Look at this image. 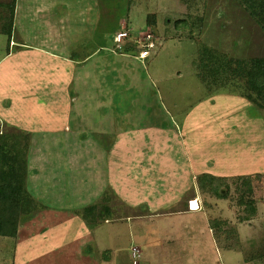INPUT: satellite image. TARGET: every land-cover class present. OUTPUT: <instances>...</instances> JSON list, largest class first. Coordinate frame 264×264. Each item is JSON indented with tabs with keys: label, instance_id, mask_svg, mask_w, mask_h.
Returning <instances> with one entry per match:
<instances>
[{
	"label": "rangeland",
	"instance_id": "obj_1",
	"mask_svg": "<svg viewBox=\"0 0 264 264\" xmlns=\"http://www.w3.org/2000/svg\"><path fill=\"white\" fill-rule=\"evenodd\" d=\"M257 1L16 0L11 14L13 0H0V134L10 146H22L19 152L27 162L25 189L37 206L26 214L24 197L20 198L18 232L15 238L0 237V263L11 257L14 264H31L24 260L26 253L33 255L40 248L20 238L48 235L53 226L50 207L70 205V199L79 204V192L88 187L74 179L77 166L72 162L96 153L78 149L76 137L69 135L59 140L66 141L67 148H58V135L66 131L115 134L107 115L114 111L124 127L143 124L141 135L149 131L147 139L140 137L142 144L131 147L128 138L121 137L127 131L115 134L121 135L117 156L145 159L143 172L135 171L147 174L149 184L161 175L154 168L162 166L157 161L190 154L198 157V178L208 171V175L216 173L226 199L211 190H199L203 214L174 218V226H143L141 221L127 220L103 223L98 238H114L115 248L105 245L101 258L116 252V247L117 254L133 257L127 247L134 237L149 231L151 236L165 238L164 251L160 257L141 254L135 258L139 264H264V108L245 96L251 93V67L245 64L264 59V33L253 14ZM12 19L16 35L9 37L3 29ZM121 33L128 37L118 43ZM150 43L155 47L148 49ZM147 50L152 56L143 62L141 54ZM64 56L82 62H64ZM239 61L246 62L240 65L244 74L238 72ZM164 109H178L175 123L181 127L178 140L182 138L183 149L175 146L174 137L169 140L168 127L174 122ZM165 125V132L157 131ZM9 148L10 156H15L17 152ZM122 166L124 173L114 182L108 180L100 197L103 206L112 201L118 217L127 214L122 198L126 202L143 199L142 189L148 188L135 189V180L128 184L126 163ZM67 170L71 175L66 174V181L63 172ZM248 181L252 195L247 192ZM159 183L163 189L170 186V181ZM154 189L147 191L154 194ZM242 196L246 202L253 201L255 216L248 209L245 213ZM145 198L178 208L180 197L154 194ZM204 215L218 243L213 244ZM186 223L196 226L192 235L196 242L184 238L192 232ZM173 234L180 240L177 244L169 240ZM22 251L24 256L19 255Z\"/></svg>",
	"mask_w": 264,
	"mask_h": 264
},
{
	"label": "crops",
	"instance_id": "obj_2",
	"mask_svg": "<svg viewBox=\"0 0 264 264\" xmlns=\"http://www.w3.org/2000/svg\"><path fill=\"white\" fill-rule=\"evenodd\" d=\"M73 52V49L71 47L70 53ZM56 56V54H54ZM97 55H95L96 58ZM59 57L60 56H56ZM4 59V58H3ZM64 62H69L72 64L78 63L79 61L82 62L80 59L74 60L73 58L71 59V56H64ZM91 60V59H90ZM142 62V61H141ZM144 62V61H143ZM142 62V63H143ZM1 64V61H0ZM144 65V64H143ZM161 105V104H160ZM162 106V105H161ZM179 106H177L178 108ZM164 112L168 114L170 119L174 122L171 123L169 130H170V136L169 140L172 139V137L175 138L176 140V147H182V138L178 140L179 132L182 133L181 127L178 128L179 126L176 125L175 123V117H177L178 114V109L174 112L172 110H167L164 109ZM1 115V112H0ZM111 117V126H115L116 133H121V131L126 132L127 134L124 135V133H121V135H116L109 134L110 136H105V135H99L98 133L92 134L87 131H79V133H73L72 131H66V132H61L58 135V148H67L68 143L66 141H59V140H65L64 136H73L74 138L76 137V141L74 146L76 145L78 149H92V152H95L96 154L94 157H83V158H74L72 164L73 166H77V170L75 172L76 179L78 183H82L84 186H88L84 188V191L79 192V204L77 202H74L70 199L68 201V204L70 205H63L62 208H56V207H50V222L53 226H50V231L48 235L45 236H40V237H35V238H28L23 237V235L20 239H26L30 240L32 244H34V248H40V252L37 251L33 255H25L24 251L19 253V255H25V262L26 260L30 261L31 264H129V262L132 261L133 257H130L129 254L126 256L120 255V253L117 252V247L115 249L116 252L112 253L111 248H110V254L109 256L101 258L100 253L102 251H105L106 249H103L105 245H108L111 247V245L114 246L113 240L114 238H109V239H102L98 238L97 233L101 229V225L104 224H111L112 222L116 221H141V224L143 226H149V224H163V225H170L174 226V223L172 219L177 218V219H182L183 217H189L190 215L197 216L200 214H203L202 207H200L199 211H195L191 209V204L190 202H195L199 204V189H198V184H197V178L199 176V173H195L197 169V165L199 164L198 162V157H191V155L187 156H175L170 159V157L162 159L160 161H157L156 164L162 165L161 167H154L156 170V173H161L159 175V180H156V183L152 185L148 183V180L151 181V179L147 178V174H142L138 175V172L144 170V166L146 164L145 159H142L140 157L139 161H131L130 158H126L123 156H117L116 154V149L120 146L121 142H117V139H120V136H126L128 140L130 141V147L133 145H136L140 143V137L141 139H147L149 136V131L146 132L144 135H141V132L145 129L143 128V124H140V126L136 125H131L124 127L120 121L119 117H115V112L114 111H108V114ZM174 117V118H173ZM1 123V122H0ZM123 126V130L120 129V124ZM2 124V123H1ZM3 127V126H2ZM113 128V127H112ZM1 130V128H0ZM70 130V129H69ZM167 130V126H162L161 129L157 130L160 133H163ZM148 133V134H147ZM158 134V133H157ZM73 138V139H74ZM113 139H116L115 142H113ZM168 140V141H169ZM56 139H51L50 143H55ZM119 141V140H118ZM44 141V145H45ZM63 142V143H62ZM133 143V144H132ZM168 143V142H167ZM48 144V143H47ZM142 144V142L140 143ZM146 145V143H144ZM73 146V145H72ZM71 147V148H74ZM111 147L110 153L108 155V158H106V154L108 153L109 149ZM139 149V147L137 148ZM136 149V150H137ZM183 149V147H182ZM59 153V152H58ZM52 158V157H50ZM81 163L78 166L77 161ZM107 161L110 164L109 169L108 166L106 168V163ZM126 163L127 167V174L125 175V179H127V183L130 184L131 180H135L137 185L134 186L135 189H140L141 187H148L145 190L142 189L144 197L143 199H128V203L124 198L121 199V201H125L126 203V208L125 212L127 214H123L120 217H118L115 213V209L113 207L112 201L106 203V206L109 207L110 212H106V215H98V219L95 220L94 224L92 222L91 225L94 226H89L88 219L89 215L85 214V211L91 209L92 207H96L97 211L102 210V203L100 202V197H102V194L104 193V186H109L107 185L108 180H114L118 179V176L124 173L122 163ZM137 164V165H136ZM185 169V170H184ZM137 170V171H135ZM137 172V174H134ZM143 172V171H142ZM207 172V171H206ZM210 172V171H208ZM207 174H211L208 173ZM70 174V171H64L63 172V177L64 179H69V177H66V174ZM111 177H110V174ZM196 179H194L195 175ZM214 177L218 176L216 173L212 174ZM30 176V174H29ZM72 179V177L70 176ZM143 178V179H142ZM164 178V179H163ZM217 178V177H216ZM142 179V180H141ZM91 180H96V182L99 184H91ZM187 180L190 181V185H187ZM160 182H167L170 181V186L168 189H163L165 186H163ZM185 181V184H184ZM147 182L148 184H146ZM156 192L154 193L155 195H160V196H168L172 194H178L179 195V201L177 204H179L178 208L176 206L172 205H167L164 202L161 203H153L151 199H146L145 196H154L152 193H148L149 190H155ZM111 187V185H110ZM113 187V186H112ZM51 188V187H50ZM115 190V189H113ZM117 190V189H116ZM115 192L120 195L117 191ZM139 195V194H138ZM83 196V197H82ZM81 197V198H80ZM131 200V201H129ZM71 202V203H69ZM112 203V204H111ZM72 204V206H71ZM163 204V205H162ZM200 205V204H199ZM176 207V208H175ZM107 210V209H106ZM158 212H168L172 214H159ZM84 213V214H82ZM158 213V214H157ZM105 216V217H103ZM205 216V215H204ZM207 218V216H205ZM165 221H161L160 219H165ZM62 219H67V222L65 220L62 222ZM187 219V218H186ZM89 220L91 218L89 217ZM105 220V221H104ZM149 221V222H148ZM171 221V222H170ZM176 221V220H174ZM181 221V220H180ZM179 221V222H180ZM161 222V223H160ZM74 223V224H72ZM149 223V224H148ZM173 223V224H172ZM71 225L72 229H71ZM166 225V226H167ZM188 227H191L190 230H192L191 234L189 237H185L187 240L189 239L191 242L192 240L196 242L197 239H195L192 235L194 234L193 229H195L196 226L193 225V223H186ZM209 228V233L211 234V237L213 239V244H215V241L217 242L216 237L212 234L213 227H210V221L207 218V225ZM156 232H154L153 235H155ZM97 235V237H96ZM177 234L171 235V239L169 240H174V243H178L180 240H178V237L176 236ZM210 237V238H211ZM209 238V240H210ZM215 239V240H214ZM103 240V241H102ZM112 240V242H111ZM178 240V241H177ZM211 241V240H210ZM109 242V243H108ZM218 243V242H217ZM163 244L165 245V238L164 240L162 239L161 236L156 235V236H151L150 232L147 231V233H143V235L134 237V241L130 243L129 248L127 247L128 250L132 251L134 248L141 250L140 255H146L145 258L147 257V254H156L157 257H160L162 255L164 248L162 247ZM212 244V245H213ZM103 245V246H101ZM115 248V246H114ZM196 248V247H195ZM193 250V249H192ZM109 251V250H108ZM196 252V251H194ZM193 252V253H194ZM154 255V258L156 257ZM219 255V252H218ZM15 256V255H14ZM29 256H31L32 259H29ZM21 258V261L23 260ZM13 261L15 259H7V261H4L2 259V262L0 264H14ZM134 258H133V264H134ZM22 263H24L22 261ZM137 264H139L137 262ZM164 264V263H163ZM165 264H171V263H166ZM174 264V263H172Z\"/></svg>",
	"mask_w": 264,
	"mask_h": 264
},
{
	"label": "trees",
	"instance_id": "obj_3",
	"mask_svg": "<svg viewBox=\"0 0 264 264\" xmlns=\"http://www.w3.org/2000/svg\"><path fill=\"white\" fill-rule=\"evenodd\" d=\"M15 2L16 0H13V4L11 7V14L15 13ZM257 9L253 12L256 20L261 25V30L264 33V0H258L256 3ZM255 6V7H256ZM5 32L3 33L6 36L13 37V35H16V31L14 28V22L13 19L10 21L9 27L7 29H3ZM155 47V45H154ZM157 48L153 49L152 51H156ZM152 51L150 50L149 55L142 59L143 61L148 60L152 56ZM246 63V62H245ZM244 62H238L239 66L238 72H241V74H244V67H240V65L244 66ZM245 66L251 67L248 76L250 78L249 88L251 89V93H247L245 96L248 100L252 101L253 103H257L260 108H264V59H253L251 62H247ZM223 73V71L221 70ZM263 100V103L260 102L259 99ZM8 142L5 141L4 134H0V237L1 238H15L18 232L17 227V221L21 214H19L17 211V207H19L20 198L21 201H25L26 203V214L29 212H33L34 208L37 206L35 205V199L33 196H31L27 191L25 187L26 183V175H27V162H26V156L19 152V147H22L21 145L13 144L10 146ZM14 150L16 153L15 156H10V148ZM222 182L220 179L204 174L201 177L197 178V184L198 188L201 191H209L211 190L215 196H218V198L226 199V197L222 194L221 189L218 186V182ZM247 186V192L248 194H253V186L252 182L248 181L246 183ZM30 196H29V195ZM246 194V193H245ZM245 196V195H244ZM28 199V200H27ZM245 197L242 196L240 201L244 205L245 213L246 209L247 212L251 211L250 213H254L252 216L256 215L257 209L253 205V201L246 202ZM252 207H251V206ZM107 209V210H106ZM22 211V210H21ZM110 212L109 207L103 206L101 211H97L96 207H92L88 211H85L86 215H89L91 220L88 219L89 226L92 222L94 224L95 220L98 219V215H106V212ZM23 212V211H22ZM84 214V213H82ZM105 217V216H103ZM214 229V227H213Z\"/></svg>",
	"mask_w": 264,
	"mask_h": 264
},
{
	"label": "built area",
	"instance_id": "obj_4",
	"mask_svg": "<svg viewBox=\"0 0 264 264\" xmlns=\"http://www.w3.org/2000/svg\"><path fill=\"white\" fill-rule=\"evenodd\" d=\"M125 37H128L127 36V34L126 33H121V34H119L118 36H117V42L118 43H120L121 42V40L123 39V38H125ZM148 49H152L153 47H154V44L153 43H150L148 46ZM149 51L147 50V51H144L142 54H141V57H147L148 55H149ZM192 203L193 202H190V204L192 205ZM193 207L191 206V209H192ZM132 256H133V258H134V264H137V260H135V258H139L141 255H140V251L138 250V249H136V248H134L133 250H132Z\"/></svg>",
	"mask_w": 264,
	"mask_h": 264
},
{
	"label": "bare ground",
	"instance_id": "obj_5",
	"mask_svg": "<svg viewBox=\"0 0 264 264\" xmlns=\"http://www.w3.org/2000/svg\"><path fill=\"white\" fill-rule=\"evenodd\" d=\"M146 57H142V59H145ZM192 209L195 210V211H199L200 210V207H199V204L197 203V201L193 202L192 203Z\"/></svg>",
	"mask_w": 264,
	"mask_h": 264
}]
</instances>
